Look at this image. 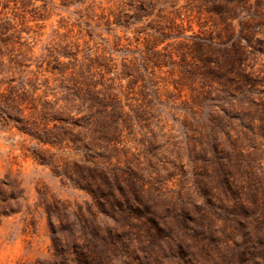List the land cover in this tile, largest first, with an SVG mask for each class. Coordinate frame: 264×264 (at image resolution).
<instances>
[{
	"label": "rangeland",
	"instance_id": "374dc122",
	"mask_svg": "<svg viewBox=\"0 0 264 264\" xmlns=\"http://www.w3.org/2000/svg\"><path fill=\"white\" fill-rule=\"evenodd\" d=\"M0 264H264V0H0Z\"/></svg>",
	"mask_w": 264,
	"mask_h": 264
}]
</instances>
